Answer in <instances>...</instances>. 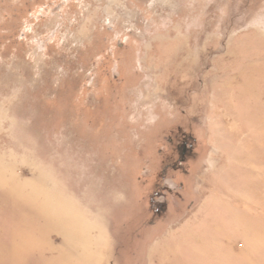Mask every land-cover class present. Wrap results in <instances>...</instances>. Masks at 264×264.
<instances>
[{
	"label": "rangeland",
	"instance_id": "obj_1",
	"mask_svg": "<svg viewBox=\"0 0 264 264\" xmlns=\"http://www.w3.org/2000/svg\"><path fill=\"white\" fill-rule=\"evenodd\" d=\"M0 264H264V0H0Z\"/></svg>",
	"mask_w": 264,
	"mask_h": 264
},
{
	"label": "flooded vegetation",
	"instance_id": "obj_2",
	"mask_svg": "<svg viewBox=\"0 0 264 264\" xmlns=\"http://www.w3.org/2000/svg\"><path fill=\"white\" fill-rule=\"evenodd\" d=\"M183 155H184L185 158H188V156H190V157L195 156L196 153L194 152L193 146L192 145L187 146L185 144L184 148H183Z\"/></svg>",
	"mask_w": 264,
	"mask_h": 264
}]
</instances>
